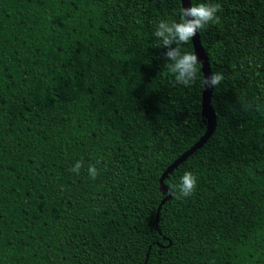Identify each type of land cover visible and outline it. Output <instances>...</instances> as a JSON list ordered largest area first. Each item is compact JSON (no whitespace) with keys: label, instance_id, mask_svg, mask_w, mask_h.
<instances>
[{"label":"trees","instance_id":"16d2710c","mask_svg":"<svg viewBox=\"0 0 264 264\" xmlns=\"http://www.w3.org/2000/svg\"><path fill=\"white\" fill-rule=\"evenodd\" d=\"M201 2L217 126L163 178L208 123L154 35L182 0H0V264H264V0Z\"/></svg>","mask_w":264,"mask_h":264},{"label":"clouds","instance_id":"9594fccd","mask_svg":"<svg viewBox=\"0 0 264 264\" xmlns=\"http://www.w3.org/2000/svg\"><path fill=\"white\" fill-rule=\"evenodd\" d=\"M221 11V5L218 3H193L191 7H185L180 10V20H160L156 25L154 32L155 37L163 46V56L166 63L167 71L172 74L176 83L186 87L191 86L199 78L200 69L198 67L202 62L197 54L184 51L182 45L189 43L199 31L211 23H219L220 17L217 15ZM224 80L222 73L213 72L210 76L200 80L201 84L215 88ZM262 106L256 105L259 111ZM101 161H96L99 164ZM96 164L88 165V175L95 180L99 175ZM83 163L78 161L71 169L72 172L79 175ZM197 187V176L186 171L180 177L178 184L172 186L170 191L174 198L191 196Z\"/></svg>","mask_w":264,"mask_h":264},{"label":"water","instance_id":"95a60500","mask_svg":"<svg viewBox=\"0 0 264 264\" xmlns=\"http://www.w3.org/2000/svg\"><path fill=\"white\" fill-rule=\"evenodd\" d=\"M182 5H183V8L191 7L192 6L191 0H182ZM192 41H193V45L195 48V52L198 55L200 61L202 62L201 64L203 66L205 77L210 76L212 74L211 66H210L208 55L201 43L199 32L192 39ZM212 94H213V88L205 86L204 91H203V102H202L203 114L208 118V123H207L205 134L200 138V140L195 145H193L188 151H186L182 156H180L173 164H171L167 168V170L163 174V178L167 174H169L174 168H176L178 165L184 162L187 158H189L192 154H194L199 149H201L209 141V139L213 136L216 130V126H217V116H216L215 110L213 109L211 105ZM160 208H159L157 217L159 216Z\"/></svg>","mask_w":264,"mask_h":264}]
</instances>
